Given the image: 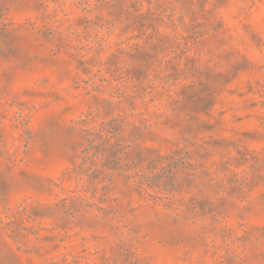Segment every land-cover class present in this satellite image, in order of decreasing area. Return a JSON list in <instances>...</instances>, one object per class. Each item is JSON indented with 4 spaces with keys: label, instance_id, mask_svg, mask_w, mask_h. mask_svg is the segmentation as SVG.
Returning a JSON list of instances; mask_svg holds the SVG:
<instances>
[{
    "label": "rangeland",
    "instance_id": "obj_1",
    "mask_svg": "<svg viewBox=\"0 0 264 264\" xmlns=\"http://www.w3.org/2000/svg\"><path fill=\"white\" fill-rule=\"evenodd\" d=\"M0 264H264V0H0Z\"/></svg>",
    "mask_w": 264,
    "mask_h": 264
},
{
    "label": "trees",
    "instance_id": "obj_2",
    "mask_svg": "<svg viewBox=\"0 0 264 264\" xmlns=\"http://www.w3.org/2000/svg\"><path fill=\"white\" fill-rule=\"evenodd\" d=\"M96 110H99V108H96ZM97 117H99V113L90 110L89 117L80 120L83 125L81 129L86 145L82 151L80 163L73 169V173L70 172L78 184L88 182L95 191L107 188L106 185L100 187L98 179L104 173H112L113 176V164H119L126 159L129 160L126 164L135 166L136 164H142L145 159L137 140L134 141L123 136L129 124L127 120L122 118L121 114L117 117L112 116L100 121L97 120V123L93 125L92 123L96 121ZM127 132H130V130L128 129ZM122 140H128V142L123 144ZM150 161L153 164L158 163L156 159H150ZM100 182H102V178Z\"/></svg>",
    "mask_w": 264,
    "mask_h": 264
}]
</instances>
